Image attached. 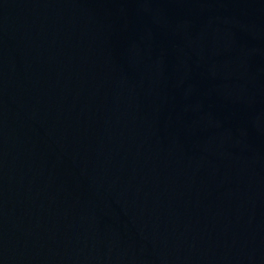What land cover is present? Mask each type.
<instances>
[{"label": "water", "instance_id": "1", "mask_svg": "<svg viewBox=\"0 0 264 264\" xmlns=\"http://www.w3.org/2000/svg\"><path fill=\"white\" fill-rule=\"evenodd\" d=\"M0 264H264V0H0Z\"/></svg>", "mask_w": 264, "mask_h": 264}]
</instances>
